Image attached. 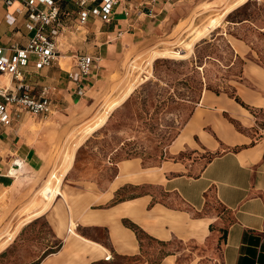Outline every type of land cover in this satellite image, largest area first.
Returning <instances> with one entry per match:
<instances>
[{
	"label": "crops",
	"instance_id": "0c3cea01",
	"mask_svg": "<svg viewBox=\"0 0 264 264\" xmlns=\"http://www.w3.org/2000/svg\"><path fill=\"white\" fill-rule=\"evenodd\" d=\"M179 1L158 0L143 7L150 13L138 18L119 14L110 23L90 19L86 25L101 23L97 31L90 33L95 51L93 54L79 52L75 60L78 55L86 54L94 57L95 62L91 73L79 83L72 81L67 73L74 70L75 61L63 69L59 56L57 62L48 67H38L31 59L23 68V82L35 98L45 90L51 100L50 110L38 116L61 112H67L69 119L91 116L95 108L87 93L118 64L125 46L139 43L140 50L150 44L165 19L167 4ZM63 3L65 6L62 4L61 8L67 10L71 3ZM18 4V1L11 6L0 3V48L6 55L7 49L14 45L25 46L31 34L25 28V17L15 12ZM9 16L13 18L11 24ZM243 66L252 85L237 88L232 96L241 97L264 111V68L255 63ZM2 77L0 75L1 86L6 83ZM200 103L201 100L200 107H195L185 122L188 128L184 135L187 136L175 137L169 153L179 154L190 148L196 154L199 150L210 153L209 158H204L200 152L188 163L164 162L141 170L130 160L120 161L118 173L102 189L95 188L90 181L69 186L73 203L58 197L60 192H57L51 207L38 213V208L26 210L19 222L5 232L3 227L14 214L16 201H21L25 186L35 181L33 177L49 170L40 153L42 140L33 138L29 130L21 127L25 117L22 113L27 111L11 108V123L0 135V151L2 146H7L11 160L19 157L23 166L15 174L7 175L11 161L3 164L4 159H0V199H3L0 201V246L5 244L0 248V264H151L138 231L168 247L172 240H177L183 244V250L187 244L207 249L216 246V253L211 251L209 255V264H264V134L256 137L244 134L224 117L223 113H228L244 128H251L254 123L232 97L209 93L205 105ZM200 119L199 129L190 132L194 126L192 121ZM29 139H33L32 142ZM124 163L130 165L134 175L127 176V172L122 171V165L128 166ZM19 171L23 173L17 176ZM152 171L155 177L145 176ZM45 176L46 179H41L44 183L48 172ZM145 184L161 186L182 208H167L146 192L115 200L122 187ZM213 200L223 212L212 209ZM35 213L37 215L33 216ZM71 218L75 226L68 231L69 226L65 229L64 223ZM181 255V251L171 249L152 264H178ZM196 263L189 259L185 264Z\"/></svg>",
	"mask_w": 264,
	"mask_h": 264
},
{
	"label": "rangeland",
	"instance_id": "374dc122",
	"mask_svg": "<svg viewBox=\"0 0 264 264\" xmlns=\"http://www.w3.org/2000/svg\"><path fill=\"white\" fill-rule=\"evenodd\" d=\"M234 1L180 0L173 5L167 4L165 19L157 27L152 42L140 50L139 43L125 46L123 54L118 57V64L87 93L89 102L95 108L88 118L69 119L67 112L52 113L50 116L23 112L25 117L21 127L29 130L33 138L42 140L43 150L40 153L50 170L46 171L49 177L44 183L41 179H46V173L38 175L33 177L35 181L25 186L21 201H16L14 214L2 231L9 232L26 210L38 208V213L53 203L55 197L50 202L52 192L68 166V160H71L72 166L62 177L63 180L61 178L57 188L60 196H57L73 203L75 200L68 192L71 190L69 186L90 181L95 188L102 189L118 173V164L123 160L134 162L141 170L160 166L164 162L188 163L200 152L204 158H209L210 153L199 150L196 154L190 148L179 154L169 153L175 137L187 131L185 121L190 111L200 107V100V104L205 105L209 93L232 97L245 109L244 114L253 118L252 127L244 128L228 113H223L238 131L254 134L255 137L264 134V111L246 103L241 97L235 99L232 96L237 88L252 85L244 71L245 63H255L264 68V0ZM236 8V13L227 18ZM74 9L68 4L70 14L63 18V29L57 38L60 50L57 55L63 69L69 68L79 52L93 54L95 49L90 33L97 31L101 25L96 22L95 25L78 26L74 20ZM186 50L189 53H183ZM169 52L177 54L172 57L167 54ZM5 77L8 84V77ZM144 85L146 87L141 89ZM136 90L140 91L136 94L137 98L127 101ZM120 99L122 102L111 111L106 122L100 120L108 105ZM193 121L190 132L199 129L201 119ZM193 138L197 141V137ZM32 140L29 139V142ZM190 146L196 145L190 143ZM2 158L3 164L12 161L5 145L0 151ZM124 164L128 166L122 165V171L127 172V176L134 175L130 172V165ZM20 173L23 172L19 171L16 175ZM145 176L155 177L156 173L148 172ZM85 184L89 186V183ZM145 192L151 193L154 201L167 208H182L159 185H126L117 192L115 200ZM212 209L218 213L224 211L215 200ZM64 225L65 229L68 226L73 229L75 221L71 218ZM137 233L150 255L151 264L171 249L182 252L178 264H185L189 259L192 262L196 260V264H209L211 251L216 253V246L207 249L187 244L183 250V244L177 240H172V245L168 247L145 233ZM2 246L4 244L0 248Z\"/></svg>",
	"mask_w": 264,
	"mask_h": 264
},
{
	"label": "built area",
	"instance_id": "2783aa9c",
	"mask_svg": "<svg viewBox=\"0 0 264 264\" xmlns=\"http://www.w3.org/2000/svg\"><path fill=\"white\" fill-rule=\"evenodd\" d=\"M16 1L19 4L15 12L25 17V28L31 34L25 46L14 45L7 49V55L0 48V75L8 77V84L0 86V135L11 123V108H22L35 116L45 114L51 108L47 91L43 90L38 98L29 93V87L23 82V68L31 59L38 67L57 62V38L63 29V18L69 15L68 10L61 8L62 1L76 7L75 21L78 26H84L90 19L110 23L119 14L138 18L150 13L143 7L158 0H51V3L48 0H0V3L11 6ZM94 62L95 58L90 55H78L74 70L67 71L69 78L81 82L91 73ZM22 166L23 160L14 157L7 175L15 174Z\"/></svg>",
	"mask_w": 264,
	"mask_h": 264
},
{
	"label": "bare ground",
	"instance_id": "6f19581e",
	"mask_svg": "<svg viewBox=\"0 0 264 264\" xmlns=\"http://www.w3.org/2000/svg\"><path fill=\"white\" fill-rule=\"evenodd\" d=\"M236 1V0H235ZM234 1V2H235ZM245 0H243V2H244ZM15 4V3H14ZM177 53H178V51H176ZM176 52H173V53H167V54H169L170 56H176ZM183 53H189V51L188 50H186L185 52H183ZM2 78H4V80H6V77L5 76H3ZM119 98V97H118ZM117 99V98H116ZM118 102V101H117ZM116 101L114 102V103H111L110 105H108V107L105 109V111H104V113H103V115H102V117L100 118V120H103V121H105L106 119H107V117L109 116V114L111 113V111L116 107V106H118L121 102H122V100L120 99L119 100V102L117 103ZM88 131V130H87ZM86 131V132H87ZM67 167L65 168V170H64V172H63V174L61 175V177H59V179H58V182H57V184H56V187H54V191L52 192V196H51V198H50V202L53 200V198H54V196H55V194L58 192L57 190V188H58V185H59V182H60V180H61V178L64 176V174L68 171V169L70 168V165H71V160H68V162H67ZM74 224V223H73ZM75 226V225H74ZM5 245V244H4Z\"/></svg>",
	"mask_w": 264,
	"mask_h": 264
},
{
	"label": "trees",
	"instance_id": "16d2710c",
	"mask_svg": "<svg viewBox=\"0 0 264 264\" xmlns=\"http://www.w3.org/2000/svg\"><path fill=\"white\" fill-rule=\"evenodd\" d=\"M247 3V2H246ZM63 4V6H65V3H63V1L61 2V4L60 5H62ZM238 10V8H236V9H234L233 11H231L228 15H227V18H229L230 16H232L234 13H236V11ZM242 64H243V62H242ZM146 87V85H144V86H141V89H144ZM140 93V91H135V92H132L131 93V95L127 98V101L128 100H132L133 98H137L136 97V94H139ZM193 111V110H192ZM192 111H190V114L188 115V117L186 118V121H187V119L189 118V116L191 115V113H192ZM185 121V122H186ZM177 135V134H176ZM175 135V136H176ZM131 225V227H133L134 229H136V227L134 226V225H132V224H130Z\"/></svg>",
	"mask_w": 264,
	"mask_h": 264
},
{
	"label": "clouds",
	"instance_id": "9594fccd",
	"mask_svg": "<svg viewBox=\"0 0 264 264\" xmlns=\"http://www.w3.org/2000/svg\"><path fill=\"white\" fill-rule=\"evenodd\" d=\"M49 3H51V0H48ZM8 22L11 24L13 22V18L11 16H9L8 18Z\"/></svg>",
	"mask_w": 264,
	"mask_h": 264
}]
</instances>
